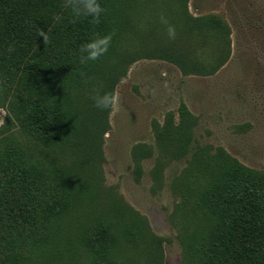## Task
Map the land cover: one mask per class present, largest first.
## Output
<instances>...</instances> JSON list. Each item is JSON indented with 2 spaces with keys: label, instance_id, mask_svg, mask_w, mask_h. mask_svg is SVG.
Instances as JSON below:
<instances>
[{
  "label": "trees",
  "instance_id": "obj_1",
  "mask_svg": "<svg viewBox=\"0 0 264 264\" xmlns=\"http://www.w3.org/2000/svg\"><path fill=\"white\" fill-rule=\"evenodd\" d=\"M188 1L100 0L106 13L93 25L88 19L74 23L62 0H0V107L7 112L0 127V264H56L61 253L72 259L60 227L71 224V235L77 223L81 232L71 236L87 256L83 264H129L120 256L124 243L131 257L144 246L151 263L159 260L161 239L144 217L127 218L121 199L108 204L111 219L76 218L73 224L75 215L68 214L74 183H90L100 170L109 130V113L90 99L92 84L114 91L142 58L163 59L185 75L201 76L215 74L228 61L226 20L212 13L195 17ZM161 14L176 28L174 41ZM94 33H114L111 47L100 60L81 65L79 48ZM177 113L152 123L158 155L149 174L152 191L162 190L166 167L184 163L169 185L178 199L172 217L182 232L183 264H264V173L223 147L200 145L194 137L198 119L184 102ZM153 156L146 144L133 148L138 182L141 162ZM79 193L78 199L90 200L88 192Z\"/></svg>",
  "mask_w": 264,
  "mask_h": 264
},
{
  "label": "rangeland",
  "instance_id": "obj_2",
  "mask_svg": "<svg viewBox=\"0 0 264 264\" xmlns=\"http://www.w3.org/2000/svg\"><path fill=\"white\" fill-rule=\"evenodd\" d=\"M187 6L195 17L212 13L226 20L231 31L228 61L209 76L185 75L163 59L142 58L132 63L114 89L119 108L108 115L109 130L103 136V156L98 160L100 170L90 183L80 179L74 183L77 193L68 214L75 215L73 224L76 218H88L89 222L111 219L114 212L108 204L121 199V207L127 206V218L135 213L144 217L151 233L161 239L156 264H183L182 232L172 217L178 199L169 185L184 163L168 165L164 187L152 191L149 171L158 155L153 122L163 123L169 112L177 118L178 107L184 102L198 119L194 137L200 145L223 147L247 167L264 173V0H189ZM201 58L209 59L205 54ZM6 119L7 112L0 107V127ZM139 144L152 147L154 156L141 162L143 173L138 182L132 152ZM77 170L78 165H74L73 173L80 175ZM79 189L88 192L90 200L78 199ZM69 225H62L60 231L72 259L61 253L56 264H83L87 256L77 249L71 236L79 235L80 224L71 235ZM142 247L145 250L136 249L131 257L129 245L124 243L120 252L123 262L127 257L129 264H153Z\"/></svg>",
  "mask_w": 264,
  "mask_h": 264
},
{
  "label": "clouds",
  "instance_id": "obj_3",
  "mask_svg": "<svg viewBox=\"0 0 264 264\" xmlns=\"http://www.w3.org/2000/svg\"><path fill=\"white\" fill-rule=\"evenodd\" d=\"M62 8L68 10L72 21L75 23L80 19H88L93 25L101 23L102 16L106 13V9L100 3V0H62ZM56 21H60L61 17H54ZM160 23L165 26L167 37L170 41L176 39V28L170 24L169 20L163 15H160ZM40 36H44L45 43H47V35L42 30L39 32ZM114 33L101 35L94 33L92 37L79 48V63L87 65L89 62H96L107 55L113 39ZM15 50L13 45L7 49L9 53ZM82 77H86L85 73H81ZM92 77H86L84 82L91 83ZM90 99L93 106L100 111H107L109 115H114L119 108V95L115 91L106 92L102 90V85L92 84L90 88Z\"/></svg>",
  "mask_w": 264,
  "mask_h": 264
}]
</instances>
